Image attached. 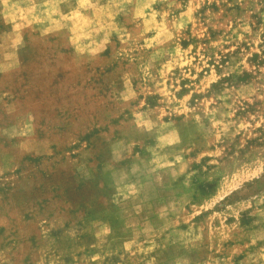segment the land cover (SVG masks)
<instances>
[{
  "label": "rangeland",
  "instance_id": "374dc122",
  "mask_svg": "<svg viewBox=\"0 0 264 264\" xmlns=\"http://www.w3.org/2000/svg\"><path fill=\"white\" fill-rule=\"evenodd\" d=\"M0 264H264V0H0Z\"/></svg>",
  "mask_w": 264,
  "mask_h": 264
}]
</instances>
